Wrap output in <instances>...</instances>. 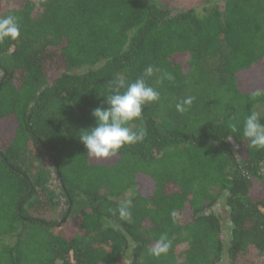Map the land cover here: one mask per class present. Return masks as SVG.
Returning <instances> with one entry per match:
<instances>
[{"label":"trees","instance_id":"trees-1","mask_svg":"<svg viewBox=\"0 0 264 264\" xmlns=\"http://www.w3.org/2000/svg\"><path fill=\"white\" fill-rule=\"evenodd\" d=\"M9 4L0 0V16L17 17L21 36L0 41V264H254L252 252L264 255V150L243 137L245 117L264 105V75L240 81L264 65V0H208L177 14L151 0ZM148 66L160 99L130 124L146 130L143 141L90 157L79 132L95 126L93 109ZM30 145L59 168L63 222L46 174L31 175L43 159ZM129 191L130 219L119 213ZM222 200L227 243L213 210Z\"/></svg>","mask_w":264,"mask_h":264},{"label":"clouds","instance_id":"clouds-1","mask_svg":"<svg viewBox=\"0 0 264 264\" xmlns=\"http://www.w3.org/2000/svg\"><path fill=\"white\" fill-rule=\"evenodd\" d=\"M21 36L20 24L13 15L0 16V41L10 39L18 40ZM156 71L148 66L144 74L135 82L126 83L121 79L116 82L113 94L106 99L107 108L93 109L92 116L96 124L79 132V140L85 146L87 154L96 159H106L115 156L125 145H134L143 141L146 130L143 128L133 131L131 122L142 117L145 105L159 101L160 93L146 83L145 77H151ZM171 78V77H169ZM121 89H124L121 92ZM195 97L189 96L177 104V110L183 112L185 106H191ZM233 129L236 125L232 126ZM243 137L250 146L257 150H264V122L260 114L252 111L244 119ZM131 201L119 208L122 218H131ZM175 216V213H173ZM165 238L162 237V240ZM169 244L154 249V254H161L168 250Z\"/></svg>","mask_w":264,"mask_h":264},{"label":"rangeland","instance_id":"rangeland-1","mask_svg":"<svg viewBox=\"0 0 264 264\" xmlns=\"http://www.w3.org/2000/svg\"><path fill=\"white\" fill-rule=\"evenodd\" d=\"M205 1L208 0H151V2L159 7H162L164 9L170 10L173 14H177L183 11H187L189 9H196L198 10V12H201L202 6L204 5ZM16 0H10V4H9V0H4V5L7 6L9 4V7L11 4H15ZM221 4V2H218ZM223 7V6H222ZM8 9H4L3 12H7ZM2 12V13H3ZM2 72H0V81L2 78ZM262 75H264V65L260 64L255 70H248L245 71L243 73L240 74V81H242V87H245L246 85H249L250 83L256 81V82H261V77H263ZM251 86V85H250ZM256 112L260 114V116H264V105H260L257 107ZM9 125V126H8ZM5 127H3L4 132H8L9 130H7L8 128H10L12 125L8 124ZM12 129V128H11ZM2 136L1 132H0V148H2ZM6 139L10 138V134L5 136ZM230 145L232 147V150L234 151L236 160L238 161V163H243V160L245 158V155L242 151V149L240 148V146H238L233 140L230 141ZM30 148H32V151L34 150V145H30ZM34 154L39 155L43 161H35L34 164L36 166V170L34 169L35 172H32V177L35 173H44L46 174L48 181H49V186L52 190V192L55 194V196H57L58 198V205L54 208L53 210V215L54 218L58 221V222H63L64 221V215L66 213L67 210V200L63 197L62 195V188H61V181L58 177L57 174V168L55 166V164L53 163V161L51 160V156H48L47 154H45L42 149H35L33 151ZM42 155V156H41ZM260 175L264 177V165L261 168L260 171ZM143 189V183L141 181H138L137 184V188L136 190H142ZM133 194V191H129L127 193H125L120 199L119 201L121 202H127L131 196ZM214 213L219 216L221 219L224 220V224H225V242H228L229 239V230H230V222L228 221V208L225 205V201L222 200L220 201L214 208ZM79 216L78 214H75V219L77 220ZM252 259L254 260V264H264V255H260L256 252H252ZM222 264H229L227 257H225L224 261Z\"/></svg>","mask_w":264,"mask_h":264},{"label":"water","instance_id":"water-1","mask_svg":"<svg viewBox=\"0 0 264 264\" xmlns=\"http://www.w3.org/2000/svg\"><path fill=\"white\" fill-rule=\"evenodd\" d=\"M54 161V160H53ZM54 163V162H53ZM56 166V165H55ZM56 168H57V174H58V177H59V179H60V181H62V177H61V173H60V171H59V168L56 166Z\"/></svg>","mask_w":264,"mask_h":264}]
</instances>
